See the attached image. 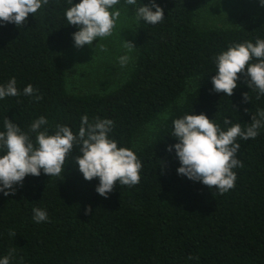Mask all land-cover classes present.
Masks as SVG:
<instances>
[{
	"label": "trees",
	"instance_id": "obj_1",
	"mask_svg": "<svg viewBox=\"0 0 264 264\" xmlns=\"http://www.w3.org/2000/svg\"><path fill=\"white\" fill-rule=\"evenodd\" d=\"M157 3L165 19L154 26L137 21L132 71L108 93L66 88L64 54L77 30L65 19L67 0H49L21 27H0V83L15 77L21 92L31 84L41 96L0 100V130L5 118L27 130L44 116L50 132L57 124L78 131L85 114L107 118L118 146L142 161L140 182L117 184L107 198L95 191L98 178L84 180L70 157L61 176L29 175L15 195L0 194V256L14 249L11 264H264V127L255 139H238L242 167L223 194L177 175L179 161L166 151L176 143L172 120L191 109L242 129L264 110V95L243 79L231 97L211 84L217 53L264 38V8L237 15L232 28L199 29L193 15L204 0ZM161 116L153 139L135 149L139 133ZM78 154L74 149L72 157ZM34 207L47 210L48 222L32 219Z\"/></svg>",
	"mask_w": 264,
	"mask_h": 264
},
{
	"label": "clouds",
	"instance_id": "obj_2",
	"mask_svg": "<svg viewBox=\"0 0 264 264\" xmlns=\"http://www.w3.org/2000/svg\"><path fill=\"white\" fill-rule=\"evenodd\" d=\"M49 0H0V27L14 24L21 27L26 18L34 16L38 10L48 5ZM69 7L64 16L68 25L76 27L72 40L76 48L92 46L94 41L110 37L116 21L121 15L117 5H126L133 9L132 14L139 22L156 25L165 19V10L157 0H67ZM264 8V0H258ZM106 50L100 43L96 47ZM129 52L134 48L125 42ZM121 68L126 67L132 57L125 53L119 56ZM214 75L211 77L212 91L231 97L238 81L258 96L264 95V38H256L253 43L246 40L233 43L213 57ZM240 74V75H238ZM38 89L28 84L21 92L15 77L0 83V100L7 97L24 95L39 101ZM248 101V93H244ZM48 120L40 116L32 121L27 130L19 124L5 118L3 130H0V194L5 197L15 195L16 186L22 185L29 176H61L65 162L69 157L74 160L84 180L98 178L95 191L107 198L114 186H135L140 182L142 161L133 149L118 146L112 138L114 122L111 119L94 117L87 114L80 117L78 131L69 126L57 124L54 131H49ZM264 127V110H258L251 116L249 126L242 129L239 122L233 123L225 118L223 127L215 118L201 112H190L172 120L170 137L176 143L166 147L174 152L179 161L177 175L193 182H199L221 194L235 186L237 167H242L238 159L241 147L239 140L248 141L259 135ZM78 155L72 157L73 150ZM32 219L37 223L48 222L46 209L34 207ZM11 234V233H10ZM14 249L5 256H0V264H11Z\"/></svg>",
	"mask_w": 264,
	"mask_h": 264
},
{
	"label": "rangeland",
	"instance_id": "obj_3",
	"mask_svg": "<svg viewBox=\"0 0 264 264\" xmlns=\"http://www.w3.org/2000/svg\"><path fill=\"white\" fill-rule=\"evenodd\" d=\"M121 15L116 21L110 37L94 41L92 46L85 45L76 48L74 45L65 52L64 64L66 70V88L73 93H108L118 88L130 75L132 64L136 59V29L137 20L132 14L133 9L126 5H117ZM258 0H204V3L194 12V23L199 29H228L235 26L239 14L257 15L262 11ZM125 42L133 45L129 50ZM100 43L106 50L96 45ZM129 54L131 62L124 68L118 63V57ZM68 69V70H67ZM68 86V87H67ZM164 116L147 126L134 142V148L150 142Z\"/></svg>",
	"mask_w": 264,
	"mask_h": 264
}]
</instances>
